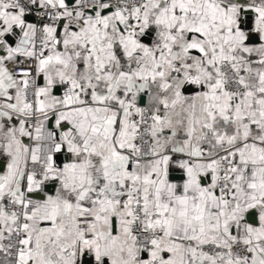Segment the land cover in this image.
<instances>
[{
    "label": "snow or ice",
    "instance_id": "6c2138e0",
    "mask_svg": "<svg viewBox=\"0 0 264 264\" xmlns=\"http://www.w3.org/2000/svg\"><path fill=\"white\" fill-rule=\"evenodd\" d=\"M0 264H264V0H0Z\"/></svg>",
    "mask_w": 264,
    "mask_h": 264
}]
</instances>
